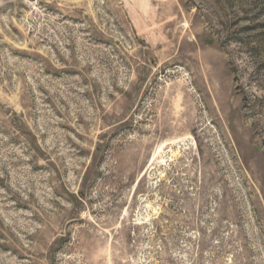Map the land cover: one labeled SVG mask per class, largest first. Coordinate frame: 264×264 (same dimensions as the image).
<instances>
[{"label":"rangeland","instance_id":"rangeland-1","mask_svg":"<svg viewBox=\"0 0 264 264\" xmlns=\"http://www.w3.org/2000/svg\"><path fill=\"white\" fill-rule=\"evenodd\" d=\"M0 264H264V0H0Z\"/></svg>","mask_w":264,"mask_h":264}]
</instances>
